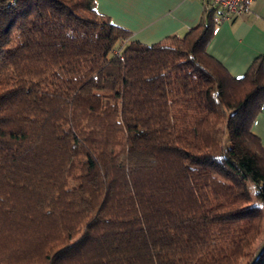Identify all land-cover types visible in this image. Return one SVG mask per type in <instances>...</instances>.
Wrapping results in <instances>:
<instances>
[{
  "label": "trees",
  "instance_id": "obj_1",
  "mask_svg": "<svg viewBox=\"0 0 264 264\" xmlns=\"http://www.w3.org/2000/svg\"><path fill=\"white\" fill-rule=\"evenodd\" d=\"M202 1L145 45L94 0H0V264H264V58L231 77Z\"/></svg>",
  "mask_w": 264,
  "mask_h": 264
},
{
  "label": "crops",
  "instance_id": "obj_2",
  "mask_svg": "<svg viewBox=\"0 0 264 264\" xmlns=\"http://www.w3.org/2000/svg\"><path fill=\"white\" fill-rule=\"evenodd\" d=\"M97 10L145 45L183 37L205 16L202 0H94ZM207 53L233 78L242 77L256 57L264 58V0H253L239 15L216 23ZM264 149V104L251 126Z\"/></svg>",
  "mask_w": 264,
  "mask_h": 264
},
{
  "label": "built area",
  "instance_id": "obj_3",
  "mask_svg": "<svg viewBox=\"0 0 264 264\" xmlns=\"http://www.w3.org/2000/svg\"><path fill=\"white\" fill-rule=\"evenodd\" d=\"M253 0H207L212 6L220 9L219 21L223 22L231 17L239 16Z\"/></svg>",
  "mask_w": 264,
  "mask_h": 264
},
{
  "label": "rangeland",
  "instance_id": "obj_4",
  "mask_svg": "<svg viewBox=\"0 0 264 264\" xmlns=\"http://www.w3.org/2000/svg\"><path fill=\"white\" fill-rule=\"evenodd\" d=\"M234 92H235V94H237V92H236V91H232V92H231V94H232V93L234 94Z\"/></svg>",
  "mask_w": 264,
  "mask_h": 264
}]
</instances>
